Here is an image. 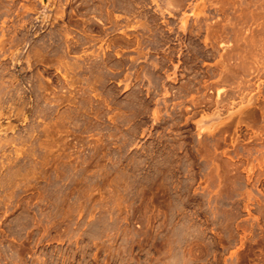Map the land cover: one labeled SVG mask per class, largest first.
Returning <instances> with one entry per match:
<instances>
[{
	"label": "rangeland",
	"instance_id": "rangeland-1",
	"mask_svg": "<svg viewBox=\"0 0 264 264\" xmlns=\"http://www.w3.org/2000/svg\"><path fill=\"white\" fill-rule=\"evenodd\" d=\"M261 91L264 0H0V264H264Z\"/></svg>",
	"mask_w": 264,
	"mask_h": 264
},
{
	"label": "bare ground",
	"instance_id": "bare-ground-1",
	"mask_svg": "<svg viewBox=\"0 0 264 264\" xmlns=\"http://www.w3.org/2000/svg\"><path fill=\"white\" fill-rule=\"evenodd\" d=\"M43 2H44V1H43ZM139 28H140V27H139ZM99 31H100V30H99ZM138 41H139V40H138ZM139 42H140V41H139ZM137 45H138V44H137ZM101 59H102V58H101ZM102 61H103V60H102ZM99 62H100V60H99ZM91 63H92V62H91ZM95 63H97V62L95 61ZM103 63H104V62H103ZM92 65H93V64H92ZM95 66H96V65H95ZM259 92H260V91H259ZM261 92H262V91H261ZM262 94H264V93L262 92ZM253 104H254V103H253ZM261 114L264 115V111H263V110L261 111ZM189 157H190V156H189Z\"/></svg>",
	"mask_w": 264,
	"mask_h": 264
}]
</instances>
